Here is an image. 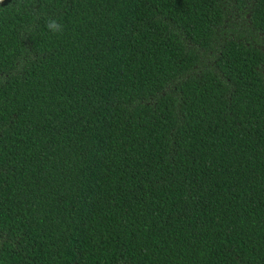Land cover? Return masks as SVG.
<instances>
[{
	"label": "trees",
	"instance_id": "obj_1",
	"mask_svg": "<svg viewBox=\"0 0 264 264\" xmlns=\"http://www.w3.org/2000/svg\"><path fill=\"white\" fill-rule=\"evenodd\" d=\"M13 2L0 264H264V0Z\"/></svg>",
	"mask_w": 264,
	"mask_h": 264
},
{
	"label": "clouds",
	"instance_id": "obj_2",
	"mask_svg": "<svg viewBox=\"0 0 264 264\" xmlns=\"http://www.w3.org/2000/svg\"><path fill=\"white\" fill-rule=\"evenodd\" d=\"M0 3H2V0H0ZM9 9H13L16 11L20 10V5L16 3V0L10 5L7 6ZM45 27L47 30L53 34H60L64 30V26L60 23L58 19L49 18L46 22Z\"/></svg>",
	"mask_w": 264,
	"mask_h": 264
}]
</instances>
